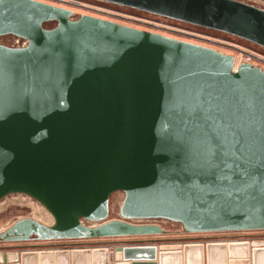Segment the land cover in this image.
<instances>
[{
	"label": "water",
	"instance_id": "obj_1",
	"mask_svg": "<svg viewBox=\"0 0 264 264\" xmlns=\"http://www.w3.org/2000/svg\"><path fill=\"white\" fill-rule=\"evenodd\" d=\"M101 1L264 48V8L242 0ZM72 16L42 0H0V36L26 40L0 43V200L28 195L53 218L13 221L0 249L77 240L85 247L70 250L74 261L110 243L115 264H158L171 251L202 264V243L167 242L156 238L160 226L129 220L172 221L186 233L264 230V70L234 69V56L213 47ZM115 192L120 218L110 219Z\"/></svg>",
	"mask_w": 264,
	"mask_h": 264
},
{
	"label": "rangeland",
	"instance_id": "obj_2",
	"mask_svg": "<svg viewBox=\"0 0 264 264\" xmlns=\"http://www.w3.org/2000/svg\"><path fill=\"white\" fill-rule=\"evenodd\" d=\"M48 3L56 4L59 6L66 7L71 9L73 12V18L79 17L81 14H89L93 16H98L101 18L113 20L115 22H119L122 24H126L132 27H136L143 30L159 32L164 35L173 36L179 39L187 40L190 42L202 44L205 46L213 47L216 50H220L225 53H231L232 55H236V57H241L240 53H253L262 57L263 61L259 63V65L264 68V48L238 38L236 36L226 34L220 31L211 30L207 28H203L200 26H196L193 24L185 23L178 20L169 19L163 16L139 11L130 7L120 6L113 3H108L101 0H42ZM245 1V0H244ZM257 5V4H255ZM55 24L54 21H49L45 24L46 27H51ZM15 38L13 35H3L0 36V43L6 44L9 46H15ZM26 196L25 194H10L5 196L0 200V232L5 230L13 221L22 218V217H31L32 210L30 207L25 205ZM122 193L115 192L111 195L109 200V218H120L118 213V208L122 200ZM31 198V197H30ZM31 201H35L31 198ZM172 221L158 219L157 223H159L160 227L164 230V234L160 236H156L159 239H170L172 238H180V237H189V236H204V241L206 240H216V241H228V240H242L249 238H256L258 240H264V230L262 231H240V232H214V233H178V229H180L179 225H176ZM179 224V223H178ZM138 238V237H136ZM194 238H189V240L185 241L188 243L192 242H200L193 240ZM223 239V240H220ZM102 241H112L113 239H101ZM77 240H62V241H52V242H40L38 246L45 247L39 250H31V251H43V250H71L73 247L75 248H84V245H74L71 243L76 242ZM78 242V241H77ZM35 243L33 241L19 243L20 247H30ZM70 243V244H69ZM67 248L62 247L61 245ZM1 245V243H0ZM58 246L59 248H47V246ZM35 247V246H33ZM32 247V248H33ZM62 247V248H60ZM114 247L110 243L108 244H100L96 246H91L90 249L93 248H110ZM29 251V250H26ZM88 259V258H87ZM86 260L85 258H77L75 261L72 259L70 255L69 264H77L78 261ZM202 264H204V249H203V258ZM71 262V263H70ZM188 262H193L198 264L199 259L196 258L192 260H188ZM188 262H184L181 259L182 264H188Z\"/></svg>",
	"mask_w": 264,
	"mask_h": 264
},
{
	"label": "crops",
	"instance_id": "obj_3",
	"mask_svg": "<svg viewBox=\"0 0 264 264\" xmlns=\"http://www.w3.org/2000/svg\"><path fill=\"white\" fill-rule=\"evenodd\" d=\"M107 248H93L91 257L77 264H115ZM158 264H182V256L175 251L165 253ZM70 250L19 252L0 251V264H69ZM204 264H264V240L240 239L204 244ZM188 262V261H187ZM71 263V262H70ZM188 264H195L188 262Z\"/></svg>",
	"mask_w": 264,
	"mask_h": 264
},
{
	"label": "built area",
	"instance_id": "obj_4",
	"mask_svg": "<svg viewBox=\"0 0 264 264\" xmlns=\"http://www.w3.org/2000/svg\"><path fill=\"white\" fill-rule=\"evenodd\" d=\"M242 1H244V0H242ZM245 2L254 4V5L257 4L256 6L264 8V0H245ZM25 44H26V40L19 38V37L15 38V46H24ZM240 55H241V57H236V55H233L234 56V69L240 63H251V64L256 65L262 69V67H261L262 65L261 66L259 65V63H261L263 61L262 57H259L258 55L253 54V53H246V52H244V53L241 52ZM262 70H264V68ZM129 221L132 223H136V224H156V225L160 226L159 223H157L158 219H136V220H129ZM174 224L179 225V227H180V229L177 230L178 233H181V234L186 233L180 224H178V223H174ZM135 238L136 237H126L123 239L131 240V239H135ZM107 250L109 251V254L111 255V257H113L114 247L107 248Z\"/></svg>",
	"mask_w": 264,
	"mask_h": 264
},
{
	"label": "bare ground",
	"instance_id": "obj_5",
	"mask_svg": "<svg viewBox=\"0 0 264 264\" xmlns=\"http://www.w3.org/2000/svg\"><path fill=\"white\" fill-rule=\"evenodd\" d=\"M17 194H20V193H17ZM26 196H28V195H26ZM24 200H25V205L30 207L32 210V215L30 218H33V219H35L41 223L47 224V225H49L53 222V218H52L51 214L39 202H37L36 200L32 202L30 197H26V199H24ZM108 253H109V251H108ZM113 253H114V250H113ZM164 256H165V254L162 257H160V261H161V259H163V263L165 262Z\"/></svg>",
	"mask_w": 264,
	"mask_h": 264
},
{
	"label": "flooded vegetation",
	"instance_id": "obj_6",
	"mask_svg": "<svg viewBox=\"0 0 264 264\" xmlns=\"http://www.w3.org/2000/svg\"><path fill=\"white\" fill-rule=\"evenodd\" d=\"M187 234V233H186ZM189 234H193V233H189ZM180 238H185V239H188L189 240V238H194L193 240H195V241H200V242H198V243H202L203 244V246H204V244L205 243H216V242H220V241H216V240H206V241H204V236H189V237H186V236H184V237H180ZM220 240H223V239H220ZM187 241V240H186ZM35 243H33V245H34ZM65 244H62L61 246L62 247H64V248H67V247H65L64 246ZM35 247H33V246H30V247H27V248H25V247H13V248H8V249H0V251H11V250H17V251H19V252H23V253H25V252H28V251H26V250H29V251H31V250H39V249H42V248H44L45 249V247H42V246H38L37 244H35L34 245ZM59 246V245H58ZM58 246H52V245H50V246H47V248L49 247V248H59ZM92 246H96V245H92ZM100 246V245H99ZM33 247V248H32ZM62 247H60V248H62ZM69 251V250H68Z\"/></svg>",
	"mask_w": 264,
	"mask_h": 264
}]
</instances>
